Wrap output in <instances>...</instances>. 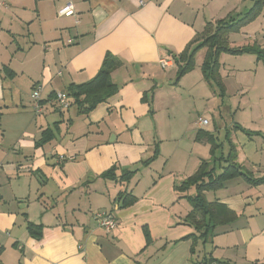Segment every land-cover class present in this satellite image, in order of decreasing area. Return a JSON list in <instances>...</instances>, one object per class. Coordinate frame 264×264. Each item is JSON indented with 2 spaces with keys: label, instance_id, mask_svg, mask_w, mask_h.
I'll list each match as a JSON object with an SVG mask.
<instances>
[{
  "label": "crops",
  "instance_id": "crops-1",
  "mask_svg": "<svg viewBox=\"0 0 264 264\" xmlns=\"http://www.w3.org/2000/svg\"><path fill=\"white\" fill-rule=\"evenodd\" d=\"M245 1L0 0V264H192L204 254L211 264H264V182H255L264 177V59L255 50L222 52L223 95L204 76L206 46L177 82L173 59L201 45L209 22L250 10L254 0L243 11ZM69 2L74 15L60 14ZM228 39L264 49V9ZM107 53L119 62L111 71L118 91L87 113L74 97L60 111L55 93L92 79ZM36 84L43 113L6 126L8 107L29 109ZM209 107L213 122L202 114ZM225 108L233 123L217 125ZM200 130L245 175L205 192L232 220L192 254L186 196L196 190L176 185L211 159ZM111 167L115 178L103 177ZM124 171L135 174L121 180ZM121 192L134 203L122 206ZM100 210L117 219L111 233L98 225Z\"/></svg>",
  "mask_w": 264,
  "mask_h": 264
},
{
  "label": "trees",
  "instance_id": "trees-1",
  "mask_svg": "<svg viewBox=\"0 0 264 264\" xmlns=\"http://www.w3.org/2000/svg\"><path fill=\"white\" fill-rule=\"evenodd\" d=\"M263 9L264 0H254L250 10L237 19L231 17L220 19L216 23L209 22L203 31L204 39L200 46L191 51L187 48L178 54H173V59L178 68L176 82L194 69L196 52L206 46L207 54L202 65L204 76L210 87L217 90L220 95H223L225 84L220 74L221 64L219 62V56L222 52L240 54L255 50L259 58L264 59V49L231 47L228 39L230 33L239 31L242 27L255 20ZM118 65L119 62L116 57L107 53L100 70L92 79L80 84H71L69 89L65 91L70 97L75 98V104L78 105L80 113L91 111L99 103L106 101L118 91V85L111 79V71ZM202 136L203 139L211 143V159L202 160L194 174L183 180L179 185H176V189L182 192L188 191L191 187L196 190L195 194L186 196L192 204V209L187 215V221L196 229V233L191 234L193 236L192 254L195 253L197 246H203L207 242L212 241L214 230L218 225L232 220V211L226 208L229 210L228 214L221 213V210L219 212L217 208L220 204L208 201L205 192L222 187L224 182L229 179L245 175L240 166L233 160L232 153L216 155V150L221 144L217 142V139L212 134L200 130L197 137L200 139ZM115 169L116 167H111L103 172L102 176L115 178ZM134 174L135 171H124L120 179L130 180ZM255 182H264V177L255 180ZM118 197L122 206H129L136 199L133 195L126 192H121ZM36 228L39 227H35L34 224L29 225V229L32 232H36ZM211 262V258L207 257L206 254L203 257L197 255L192 260V264H211Z\"/></svg>",
  "mask_w": 264,
  "mask_h": 264
},
{
  "label": "built area",
  "instance_id": "built-area-1",
  "mask_svg": "<svg viewBox=\"0 0 264 264\" xmlns=\"http://www.w3.org/2000/svg\"><path fill=\"white\" fill-rule=\"evenodd\" d=\"M74 13H75L74 5L71 2H69L66 5V7L60 12V14L66 15V16H72L74 15ZM69 42H71V40ZM173 62L174 61L172 59H161L160 60V63L163 67L170 66L173 64ZM43 90L44 88L42 85L36 84L33 87V90L31 93L33 107L37 114H41L44 111L45 106H44L43 99H42ZM52 101L56 104V106L58 107L60 111H66L70 107V104H71L70 96L65 91L56 92ZM200 124L202 125L208 124V119H200ZM73 158L74 156H71V155H66V154L59 155L60 161H65L67 159H73ZM95 216L98 220V225L105 232L111 233L116 228L118 222L112 211L100 210L95 214Z\"/></svg>",
  "mask_w": 264,
  "mask_h": 264
},
{
  "label": "rangeland",
  "instance_id": "rangeland-1",
  "mask_svg": "<svg viewBox=\"0 0 264 264\" xmlns=\"http://www.w3.org/2000/svg\"><path fill=\"white\" fill-rule=\"evenodd\" d=\"M252 1L253 0H246L245 1V4H244V8H243V11L245 10H248V8L252 5ZM30 36H27L26 39L28 40ZM4 54L8 57H10V55H8L6 53V51L4 52ZM200 59H201V56H200ZM22 87V86H21ZM34 87V86H33ZM33 90V88H32ZM32 90H31V93H32ZM31 93H30V98H31ZM23 98L25 96L24 94V91H23ZM209 103L212 104V102L210 101ZM15 102L12 103V105H10L8 107L9 111L6 112V119H5V125L8 126V127H12L14 125V122H15V117H16V120H18L21 116H27L29 117L30 119H35L36 116H37V113L35 112L34 110V107H33V104L30 106V108L28 109H24V107H19L18 109H15ZM6 109V110H8ZM5 110V111H6ZM204 114V116H206L209 120H212V117H213V111L210 109L208 110H203L202 111ZM214 120L215 122L217 123V125H220L221 123L224 124V126H229L230 124L233 123V120H232V113H229L228 110L225 108L223 111H222V115L219 119V117H217L216 115H214ZM213 122V120L211 121Z\"/></svg>",
  "mask_w": 264,
  "mask_h": 264
}]
</instances>
